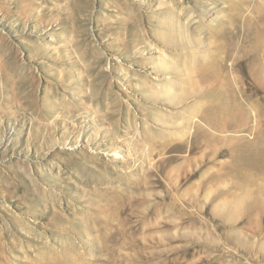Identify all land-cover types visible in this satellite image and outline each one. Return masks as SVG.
Instances as JSON below:
<instances>
[{"label":"rangeland","instance_id":"obj_1","mask_svg":"<svg viewBox=\"0 0 264 264\" xmlns=\"http://www.w3.org/2000/svg\"><path fill=\"white\" fill-rule=\"evenodd\" d=\"M0 264H264V0H0Z\"/></svg>","mask_w":264,"mask_h":264},{"label":"bare ground","instance_id":"obj_2","mask_svg":"<svg viewBox=\"0 0 264 264\" xmlns=\"http://www.w3.org/2000/svg\"><path fill=\"white\" fill-rule=\"evenodd\" d=\"M181 21V20H180ZM178 19H172V18H167V27L170 28L172 25L173 26H176L175 30L177 31V36L180 37L182 36L183 34H179L180 31H182V27H186V25L184 23H181ZM184 30V29H183ZM252 37V36H251ZM247 41V40H246ZM248 41H249V38H248ZM250 42V41H249ZM258 42V41H257ZM251 43V42H250ZM251 45V44H250ZM253 46V45H252ZM253 49V48H252ZM253 51V50H252ZM253 61V60H252ZM170 83V82H169ZM163 89V88H162ZM161 89V90H162ZM167 90H169V92L171 93V98L172 97H175L174 95V92H173V88H172V85H168L167 86ZM167 90H165V92L168 94Z\"/></svg>","mask_w":264,"mask_h":264}]
</instances>
